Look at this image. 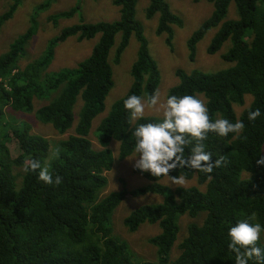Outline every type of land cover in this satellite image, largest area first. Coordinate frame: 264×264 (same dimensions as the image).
Segmentation results:
<instances>
[{"label":"trees","instance_id":"16d2710c","mask_svg":"<svg viewBox=\"0 0 264 264\" xmlns=\"http://www.w3.org/2000/svg\"><path fill=\"white\" fill-rule=\"evenodd\" d=\"M55 0H44L36 7H48ZM198 2L199 0H193ZM213 3L211 15L190 35L188 58L195 56V45L208 28L218 25L233 2L237 18L221 23L206 52H217L230 40L223 60L232 65L225 69L205 72L192 69L176 70L178 82L170 87V95H192L202 100L210 120L227 119L231 123L242 121L244 130L225 137L210 132L204 150L212 160L223 156L225 162L211 173L189 168H177L170 176L191 178L204 185L178 187L167 193L163 201L146 204L132 210L123 220L129 231H135L143 222L156 224L159 232L148 238L157 249L154 261L134 262L129 246L112 236L108 223L113 209L127 196L145 192L166 193L158 183L161 177L148 172L142 174L149 183L132 191H112L103 196L107 179L105 173L112 168L113 155L108 145L111 140L120 142L119 158L132 153L135 147L133 132L143 123H161L163 117L144 116L131 123V115L124 100L131 95L144 96L146 100L157 91L160 74L151 57L142 26L135 18L136 0H112L119 10L116 21H98L63 28L52 39L45 52L33 63L24 67L19 59L24 55V45L33 35L36 25L16 37L9 49L0 56V77L6 85L0 86V264H235V254L229 249L228 230L241 220L255 214L250 223L264 227V165L256 160L264 155V13L257 0H207ZM264 1V0H261ZM18 1L14 0L0 16V23L11 18ZM76 5L59 11L56 17H68L76 12ZM159 13L156 33H167L166 44L172 50L171 25L180 26L181 19L170 11L166 0H149L146 16ZM120 33V41L115 36ZM131 34L136 36L138 49L130 69L131 83L123 97L117 100L108 114L96 127L95 136L101 146L95 149L88 137L93 118L104 110V99L113 85L109 58L118 63L128 45ZM99 35L90 54L75 67L57 72L47 71L54 55L53 48L70 36L77 41ZM113 47L112 57L110 50ZM61 88L59 94L38 107L35 117L50 124L60 134L72 127L74 103L81 97L79 118L72 134L55 144L31 132L29 124L5 121V109L31 112L33 99H50V91ZM246 96L252 99L239 114L236 107L244 105ZM260 110L254 121L248 119L250 111ZM15 141L18 154L12 157L7 146ZM195 142L185 147L184 155L191 154ZM47 167L53 180L60 176L62 182L46 184L38 178L39 170L24 171L29 160H37ZM14 167H23L21 181ZM209 176L211 179H209ZM205 212L201 224L191 223L187 233L177 244L179 254L171 260L179 226L178 216L187 213L196 217ZM264 249V243L258 241ZM249 264H255L250 260Z\"/></svg>","mask_w":264,"mask_h":264},{"label":"rangeland","instance_id":"374dc122","mask_svg":"<svg viewBox=\"0 0 264 264\" xmlns=\"http://www.w3.org/2000/svg\"><path fill=\"white\" fill-rule=\"evenodd\" d=\"M14 0H0V16L11 5ZM18 6L14 13H11V18L0 23V56L8 51L10 43L18 36L24 34L32 25L31 19L34 20L36 29L33 35L24 45V55L19 59V65L24 67L28 62L33 63L38 60L45 52L49 42L59 34V32L68 26L79 23H94L98 21H116L119 19V10L112 4V0H55L48 7H36L37 4L44 0H17ZM170 11L177 15L182 24L180 26L171 25L172 50L166 44L167 33H156V28L159 21V13L147 17L146 9L149 0H136L135 18L140 22L143 30V35L147 41L148 51L151 57L155 60L159 74L160 82L157 91L160 93L161 104L166 102L167 93L170 87L175 86L178 82L176 70L184 69L189 72L192 69H198L205 72H213L218 69H225L232 65L231 62L223 60L224 54L229 46L230 40H226L220 49L212 55L206 52L211 40L221 27L224 21L237 18L235 5L230 2L227 13L223 20L216 26L208 28L203 37L195 45V56L192 61L188 58L187 41L190 35L206 20L212 13L213 3L207 0H166ZM76 8V12L68 17H56L61 10H68L72 7ZM258 9L264 13V1L257 0ZM99 35L91 39L77 41L75 36H70L63 42H60L53 48L54 55L50 65L47 68L49 72H57L63 68H72L79 61L87 57L92 49V46L97 41ZM120 33L115 36V44L120 41ZM138 49V41L134 34H131L128 45L122 52L120 60L115 63L109 58L112 67L113 85L104 99V110L96 115L91 123L89 130V139L95 149H100L101 146L95 134L100 120L105 117L110 111L113 104L125 95L130 83V69L133 61L136 58ZM113 47L110 50V56L113 54ZM6 84V79L2 85ZM61 88L49 92V99H33V110L31 112L13 111L11 108L5 109V121L11 124L23 123L29 124L31 132L41 135L48 139L50 145L55 144L59 139H65L69 134L73 133L74 126L79 118L81 108V97L78 95L76 103H74V122L71 128L65 133L60 134L50 124L42 123L37 120L34 111L41 105L56 97ZM141 98L147 102L144 96ZM250 96H246L244 105L236 107V113L239 112L250 103ZM144 116L163 117V109L159 110L146 107ZM135 120H132L133 124ZM10 154L15 157L18 154V147L15 141L7 143ZM109 149L113 155L112 168L105 173L107 184L100 196H103L112 191L127 190L132 191L135 188L145 186L149 181L140 173H137L133 168L134 160H129L134 155V149L131 154L123 159L119 158L120 142L111 140ZM41 167H47V159L42 163ZM48 168V167H47ZM14 173L17 175L18 181H21L23 167H14ZM186 183L183 186L174 185L170 182V177L163 176L158 180L159 184L166 187V193L160 194L155 192H145L138 195H127L112 211L109 218V225L112 230V236L126 242L129 246V253L132 261H154L157 258L156 247L148 242V238L159 232V226L143 222L135 231H129L124 223V218L135 208L146 205L156 204L163 201L167 193L175 190L178 187L196 186L200 190H204V185L197 182L196 176L185 178ZM205 212H200L196 217H190L187 213L178 216L177 224L179 230L176 240L169 251V258L173 260L178 254L179 249L177 244L187 233V226L191 223L201 224ZM264 243V233L261 234L260 240Z\"/></svg>","mask_w":264,"mask_h":264},{"label":"clouds","instance_id":"9594fccd","mask_svg":"<svg viewBox=\"0 0 264 264\" xmlns=\"http://www.w3.org/2000/svg\"><path fill=\"white\" fill-rule=\"evenodd\" d=\"M160 101L158 91L154 92L147 102L138 95H131L124 100V107L129 111L132 120L142 119L146 107L163 109L161 123H143L135 128L134 155L128 158L135 161L133 168L148 172L153 177H170L171 184L183 186L186 183L185 178L170 176V171L183 167L211 173L214 168L221 167L225 158L221 156L213 161L212 154L204 150L203 142L210 132L221 137L229 133L239 135L244 130V123H231L227 119L212 122L206 104L192 95H170L165 103L161 104ZM260 115V110L256 109L249 112L248 119L254 121ZM193 141L195 144L191 154L185 156V147ZM256 164L264 165V155L256 160ZM29 170H39L38 178L46 184L59 185L62 182L60 176L53 180L48 168L41 167L37 160H29L24 165V171ZM254 218L255 214L239 221L228 230V247L235 254V264H249L250 260H254L255 264H264V249L257 246L261 234L264 233V227L260 223L249 222Z\"/></svg>","mask_w":264,"mask_h":264},{"label":"built area","instance_id":"2783aa9c","mask_svg":"<svg viewBox=\"0 0 264 264\" xmlns=\"http://www.w3.org/2000/svg\"><path fill=\"white\" fill-rule=\"evenodd\" d=\"M1 83H2V79L0 78V85H1Z\"/></svg>","mask_w":264,"mask_h":264}]
</instances>
